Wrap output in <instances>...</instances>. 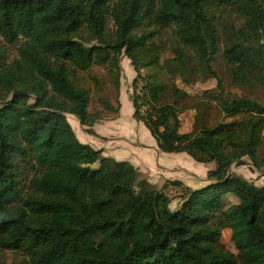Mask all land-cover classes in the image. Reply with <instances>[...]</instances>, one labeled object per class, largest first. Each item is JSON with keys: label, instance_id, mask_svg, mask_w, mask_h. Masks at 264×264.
<instances>
[{"label": "trees", "instance_id": "16d2710c", "mask_svg": "<svg viewBox=\"0 0 264 264\" xmlns=\"http://www.w3.org/2000/svg\"><path fill=\"white\" fill-rule=\"evenodd\" d=\"M224 19L231 23L220 29ZM220 31L232 84L264 88V0H0V248L27 264H264V184L230 173L242 156L264 167V103L224 92L212 68ZM169 42L178 75L189 64L212 75L216 89L206 93L238 119L179 130L176 101L161 103L164 83L137 75L161 68ZM6 44L17 45L10 61ZM123 55L136 72L133 117L160 151L215 161L205 184L155 188L132 163L77 138L66 115L92 132L102 111H89L74 78L104 66L117 105L98 100L117 113ZM169 184L181 190L175 209Z\"/></svg>", "mask_w": 264, "mask_h": 264}, {"label": "rangeland", "instance_id": "374dc122", "mask_svg": "<svg viewBox=\"0 0 264 264\" xmlns=\"http://www.w3.org/2000/svg\"><path fill=\"white\" fill-rule=\"evenodd\" d=\"M220 29H223L231 23L230 19H224L220 22ZM109 29H112V25L109 24ZM17 45H7L6 50L8 53L7 59L8 61L12 60L17 56L16 52ZM176 47L175 42H169L165 44L164 50L161 54V68L159 69H141L137 75L143 76L145 73L149 72L154 74L159 78L165 85L166 90L165 93L161 97V103H173L176 101V106L179 107L178 112V119H179V130L181 132H189V131H197V129L201 126H210L215 124L219 121H231L233 119H238L240 116H236L234 118H225L223 113H221L217 107L218 102L214 99L213 94L206 93L207 90H215L216 89V79L207 73L206 71L197 68L194 64H189V72L185 76H179L178 71L176 68L170 64L169 60L174 56V49ZM224 47V37L222 31L219 32V40H218V50L215 54L214 61H212V68L215 71L218 78L221 79L224 92L227 94L228 97H248L252 98L258 102L264 103V88L261 86L250 87V86H237L233 85L231 82V75L229 72L228 65L224 62L222 57V51ZM121 72L119 75V84L120 89L122 92L128 93L131 98L132 95V83H133V72L136 73L132 65L130 64V60L123 55L120 60ZM133 71V72H132ZM136 75V74H135ZM140 77V78H141ZM74 82L80 84L82 87L87 89L89 93V104L88 109L91 113H101V117L106 119L115 114L113 111H105L102 109V105L98 100V97L109 99L114 106L117 105L116 100H114V92L115 89L113 88V80L108 76L107 69L102 65L93 64L87 71H79L74 78ZM122 84V86H121ZM175 89H179L181 93L178 95L175 94ZM0 95V102L3 100ZM6 97V96H5ZM206 103V104H205ZM127 104V103H126ZM123 106L121 110V115L118 119V122L122 124H126L131 119L132 122L136 121L132 115L127 110V105ZM67 120L71 124L74 133L76 134V129L80 128V122L77 117L73 114H67ZM134 121H133V120ZM100 120V121H101ZM104 122V121H103ZM139 127H133L134 123L132 124V137L135 135L137 138L140 137L141 141H144V128L148 129L141 124L139 121ZM116 123V121L111 122ZM136 123V122H135ZM105 124V123H104ZM102 127L105 125L101 124ZM77 129V131H78ZM98 129L99 126H98ZM102 130V129H100ZM262 134L264 135V127ZM86 135L92 136L90 133L86 132ZM150 135V134H149ZM77 136V134H76ZM151 136V135H150ZM81 140V139H80ZM82 141V140H81ZM84 142L90 143L88 139H85ZM107 141H105L106 143ZM105 143L101 145H105ZM91 144V143H90ZM94 147H97L91 144ZM106 146V145H105ZM129 152L123 151L121 155H126ZM177 154L183 155L187 160V163H184L182 159L178 160L181 162L182 165L186 167V171H184V175H187L188 183L192 184L193 186H201L204 183V180L207 178L206 170L214 169L216 166L215 161H208V162H198L192 159L188 154L185 152H180ZM177 154H170V155H177ZM262 156V150L259 151V157ZM110 157L112 158H120L133 161L130 157L120 156L117 157L116 155L111 154ZM135 164V163H134ZM181 164L175 166L173 170L181 171L183 167ZM139 175L141 177H145L147 181L155 188H160L164 182V178L161 176V181L158 180L157 183H152L148 180L147 173L143 170H147L145 165L135 164ZM93 166H97L94 164ZM197 168V169H196ZM263 171L264 167H257L248 156H242L239 163H233L230 167V173L240 175L249 181L255 183L256 185H263ZM170 186L166 187V192L171 197L170 209L177 208L181 200L179 199V194L181 190L179 187L175 185L169 184ZM235 199L229 197L226 201L227 204L234 202ZM221 240L224 243L225 247L235 252V248L233 245V241L231 239V230L229 228H224L222 230ZM0 264H27V259L22 255L19 251L13 250H5L0 248Z\"/></svg>", "mask_w": 264, "mask_h": 264}, {"label": "crops", "instance_id": "0c3cea01", "mask_svg": "<svg viewBox=\"0 0 264 264\" xmlns=\"http://www.w3.org/2000/svg\"><path fill=\"white\" fill-rule=\"evenodd\" d=\"M135 74L133 72L132 75L133 78L135 77ZM118 101H119V107L117 109V113L106 119L95 122L91 126L92 132L87 131L86 130L87 127L80 123V128L79 129L77 128L78 131L76 129L77 138L79 140L81 139L82 141L81 140L80 141L83 143H88V142H84L85 139H88L91 144L95 146L98 145L97 147H94L90 143H88L94 148L101 149L102 154L107 157H110V155L111 154L113 155L114 153V155H116L117 157L126 156V157H130L133 161L131 162L130 160H126V159L113 158L115 160L128 161L132 163L135 167H137L135 164H140V163L144 164L147 170H145L144 168L143 170L147 173L148 180L152 183H157L158 180L161 181V179L164 178L165 180L162 186L167 181L176 180V181H180L183 185L192 188L198 187V186H193L192 184L185 181V179L188 178L187 175H184V171H186V167L182 165L181 162H178V160L182 159L184 163H187L185 157H182L183 155L160 151L157 146L156 140L150 134L149 131L147 132L145 128L144 131L146 133L143 135L144 141H141L140 137L137 138L136 135L132 137V131H131L132 124L134 123L133 127H135L134 130H136V127L137 128L139 127V123L137 122L139 120L133 117L134 107H133L132 99L130 98L128 93L122 92V89H120V84H119ZM125 104L127 105V110H129V113L136 121L132 119L134 121L132 122L131 119H129V122H127L124 125L121 122H118V119L121 115V110L123 109V106ZM114 121H116V123L114 124L111 123ZM139 122L143 124L141 121ZM101 124L105 125V127H102ZM98 126L102 130L98 129ZM86 132L90 133L92 136L90 137L86 135ZM105 141L107 142L105 143ZM103 143H105L106 146L101 145ZM127 149H129V152L126 155H121L123 151H127ZM170 154H177V155H170ZM178 164L179 165L181 164L183 169L181 171L173 170V168L175 166H178ZM205 171L207 173L206 169ZM206 182H207V178L204 180V183H202V185L205 184Z\"/></svg>", "mask_w": 264, "mask_h": 264}, {"label": "built area", "instance_id": "2783aa9c", "mask_svg": "<svg viewBox=\"0 0 264 264\" xmlns=\"http://www.w3.org/2000/svg\"><path fill=\"white\" fill-rule=\"evenodd\" d=\"M137 87H136V91H137V93L139 94L140 93V88H141V86H142V83L140 82V81H137V85H136ZM144 109V107H142V110Z\"/></svg>", "mask_w": 264, "mask_h": 264}]
</instances>
